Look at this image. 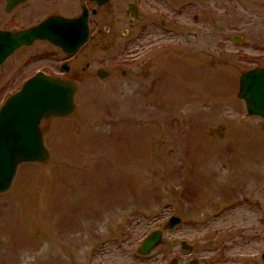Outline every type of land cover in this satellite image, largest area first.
<instances>
[{"label":"rangeland","instance_id":"rangeland-1","mask_svg":"<svg viewBox=\"0 0 264 264\" xmlns=\"http://www.w3.org/2000/svg\"><path fill=\"white\" fill-rule=\"evenodd\" d=\"M143 6L128 40L153 30L154 44L142 41L144 52L115 62L107 80H80L74 116L42 122L48 161L21 165L0 194V264H187L190 255L261 264L264 123L236 93L239 76L264 65V0ZM16 58L0 67V105L25 78ZM148 61L149 71L137 67ZM130 69L138 74L123 79ZM171 217L181 224L163 245L137 256Z\"/></svg>","mask_w":264,"mask_h":264},{"label":"water","instance_id":"water-1","mask_svg":"<svg viewBox=\"0 0 264 264\" xmlns=\"http://www.w3.org/2000/svg\"><path fill=\"white\" fill-rule=\"evenodd\" d=\"M7 1V10L25 0ZM103 5L108 0H90ZM86 13L75 22L49 19L45 23L17 34L0 32V64L17 48L35 40H47L72 54L86 37ZM75 86L58 78L38 75L6 100L0 108V193L6 192L13 181L16 169L23 163H44L48 153L42 142L39 122L42 118L67 117L73 111ZM237 98L244 102L248 116L264 121V67L243 73L238 80ZM181 223L171 217L162 231L147 236L136 253L148 256L161 245L162 234ZM187 251L185 243L181 244ZM264 264V253L262 254ZM171 264H174L172 261Z\"/></svg>","mask_w":264,"mask_h":264},{"label":"flooded vegetation","instance_id":"flooded-vegetation-1","mask_svg":"<svg viewBox=\"0 0 264 264\" xmlns=\"http://www.w3.org/2000/svg\"><path fill=\"white\" fill-rule=\"evenodd\" d=\"M12 1L15 2L16 0ZM46 1L48 0H32L33 5L29 7L28 12H25V10L17 12L19 7L31 2V0H26L22 4L11 8L10 11H6L7 1L0 0V3L2 4L0 8V31L16 33L23 29L38 25L44 20L53 17L75 20L82 14L83 9L85 8L87 9V38L72 55L64 53L60 48L47 41H35L28 47L19 48L5 60L1 67H3L16 55L17 58L15 61H10V63L11 65L14 63H22V70L19 74L25 78H23L21 85L39 73L46 76L60 77L73 84H77L80 80L85 79H97L99 81L107 80L113 76L114 72H112V70L114 68L111 67L114 66L115 62L127 63L129 61L127 57H129L131 61H134V58L136 57L135 51L142 54L145 49L144 46L139 47V44L142 41L154 44V40L157 38L156 33L153 30H140L138 34L135 35V40H132L131 38L128 40V37L130 36L129 30L133 29V22L136 21L137 18H143L147 15V13H145V6H143V3L150 0H109L103 6H96L88 0H49L51 1V4H46ZM115 1L123 3L121 6L123 9L119 8L117 4L110 7V4ZM158 1L159 0H157V2ZM79 3L81 4L80 14L78 13L72 15V12L78 10ZM104 8L107 9L103 10ZM34 10V14H31ZM3 14L6 16H3ZM34 16H41L42 18L32 24H28L27 26L16 25L15 21L17 18L19 20H25ZM122 25L126 28L121 27ZM40 43L49 45L52 50L45 51L40 49L37 46ZM117 45L120 46V51L116 49ZM34 46L38 51L33 48ZM87 50L88 53L85 54V51ZM111 51L119 54L106 56ZM121 57L124 59L119 60ZM22 59L23 61H21ZM37 64L41 65L36 66ZM137 67H141L143 71L145 69L146 71H149L151 65L148 61L147 63H142V65H137ZM136 72H134L133 69H130L127 71H121L120 74L124 79L129 75L133 77L134 73L135 75L138 74ZM1 89L2 88H0V90ZM51 120L52 119L42 120L40 122V130L43 135H46L48 128H44L42 122L45 121L48 126L50 125L49 122H52ZM201 256L202 257L200 259L202 260V264H210L209 260L211 255ZM227 263L229 264L230 261H227L225 258L218 259V264ZM187 264H199V262L194 255H190V259Z\"/></svg>","mask_w":264,"mask_h":264}]
</instances>
